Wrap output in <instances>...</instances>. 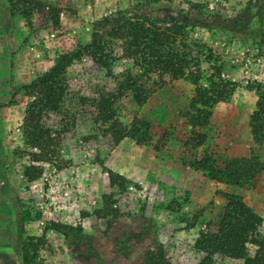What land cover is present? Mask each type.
Wrapping results in <instances>:
<instances>
[{
  "label": "rangeland",
  "instance_id": "rangeland-1",
  "mask_svg": "<svg viewBox=\"0 0 264 264\" xmlns=\"http://www.w3.org/2000/svg\"><path fill=\"white\" fill-rule=\"evenodd\" d=\"M34 1L37 7L26 24L10 14L9 0H0V264L20 262L15 214L21 207L38 216L24 225L28 235L39 236L49 223L82 230L79 242L47 231L39 251L41 264H140L158 248L171 264H198L202 254L193 248L194 241L199 232L215 230L226 194L239 196L256 214L252 234L264 236V144L252 142L248 126L256 102L251 88L259 85L264 90V12L261 23L253 17L244 27L238 21L247 5L264 2L171 0L138 6L136 14L146 20L169 15L196 21L184 30L183 52L189 57L196 46H203L202 74L229 83L231 96L212 107L206 125L199 119L191 129L183 115L193 86L185 79L150 75L140 80L144 90L131 89L141 103L127 92L113 103L112 120L103 123L95 101L114 93L132 69L128 61H117L106 75L82 56L65 71L68 91L61 108L42 116L55 153L48 163L34 164L41 175L27 182L22 170L30 163V151L20 126L30 99L23 86L45 73L58 56L88 42L95 21L118 11L133 15L136 6L134 0ZM132 119L149 124L144 146L128 138L118 140L117 134H123ZM203 154L219 161L253 154L263 171L245 186L218 184L189 168ZM105 170L123 177L125 188L110 187ZM104 195L111 200L109 212L100 219L95 213L103 208ZM243 251L251 255L254 247L246 244ZM6 253L10 256H3ZM212 264L241 260L217 256Z\"/></svg>",
  "mask_w": 264,
  "mask_h": 264
},
{
  "label": "trees",
  "instance_id": "trees-1",
  "mask_svg": "<svg viewBox=\"0 0 264 264\" xmlns=\"http://www.w3.org/2000/svg\"><path fill=\"white\" fill-rule=\"evenodd\" d=\"M134 14L128 15L116 12L111 16L101 18L92 24L89 41L79 45L74 50L56 58L52 66L42 75L37 76L23 86L24 94L30 100L24 109V116L20 126L23 144L29 149L30 163L23 167L22 176L27 182L37 180L41 169L34 164L48 163L54 153L56 144L51 137L50 130L42 124V116L47 112L58 111L66 97L68 86L65 81V71L76 64L82 56L88 57L100 70L109 75L117 61H128L132 72H127L123 81L117 83L114 93L108 96L99 95L95 101L97 118L103 123L113 118L112 105L124 94L137 86L144 90L141 78L150 75L157 77L167 76L171 80L185 79L193 86V95L189 101L187 112L183 115L186 124L195 128L198 120L202 119L206 125L214 105L226 101L232 94L229 83L205 77L200 70V64L205 61L203 46H196V53L190 54L183 51L184 30L189 24H198L187 18H173L165 15L153 20H146L136 14L138 6H148L159 1L171 0H134ZM263 1L264 0H258ZM37 7L34 0H9L11 15L20 16L26 24L30 23L31 11ZM264 5L248 7L238 16V21L244 27H249L251 19L261 23L263 21ZM215 28L225 29L217 23ZM206 28L211 25H207ZM246 37L250 32L246 29ZM120 55H114L115 50ZM203 56V58L201 57ZM189 65L191 69H189ZM130 69V70H131ZM129 70V71H130ZM139 71V75H137ZM140 77V78H139ZM202 84H205L204 86ZM256 96L254 110L249 116L248 126L252 142L256 146L264 144V90L259 85L251 88ZM133 100L140 104V97L135 95ZM118 140L128 138L137 146H144L149 139V124L139 119H132L128 129L123 134L118 133ZM203 141V135H200ZM189 168L198 172L202 177L218 184L232 187H241L251 183L262 171L263 165L256 156L237 157L226 160L213 159L208 154H203L199 159L192 160ZM108 185L120 190L125 188L123 177L112 171L105 170ZM110 195L102 196L103 208L95 216L104 219L110 203ZM222 215L213 232L208 230L198 233L193 248L202 254L198 264H212L217 256L228 259L241 260V264H264V236H254L253 227L257 221L256 214L236 195L222 196ZM38 220L21 207L15 214L16 248L21 264H41L39 251L44 246V236L47 231L60 234L64 240L72 238V242H79L83 238L79 227H70L58 223H49L39 236L27 235L24 225L30 221ZM196 217L189 225L192 228ZM246 244H251L254 251L248 255L243 251ZM140 264H171L163 251L158 248L149 252Z\"/></svg>",
  "mask_w": 264,
  "mask_h": 264
},
{
  "label": "crops",
  "instance_id": "crops-1",
  "mask_svg": "<svg viewBox=\"0 0 264 264\" xmlns=\"http://www.w3.org/2000/svg\"><path fill=\"white\" fill-rule=\"evenodd\" d=\"M25 230V229H24ZM28 235V234H27ZM38 235V233L37 232H34V233H32L30 236H37ZM3 256H10V254L9 253H6V254H3ZM3 258H6V257H3ZM17 260V259H16ZM15 260V262H16V264H20V262L17 260L16 261ZM6 263H8V262H6Z\"/></svg>",
  "mask_w": 264,
  "mask_h": 264
}]
</instances>
